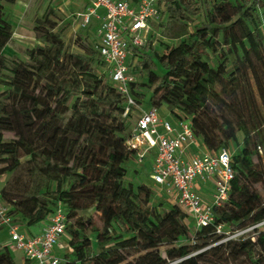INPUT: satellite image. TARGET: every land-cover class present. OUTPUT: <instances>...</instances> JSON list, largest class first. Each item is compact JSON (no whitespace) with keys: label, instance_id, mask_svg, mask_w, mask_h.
Wrapping results in <instances>:
<instances>
[{"label":"trees","instance_id":"1","mask_svg":"<svg viewBox=\"0 0 264 264\" xmlns=\"http://www.w3.org/2000/svg\"><path fill=\"white\" fill-rule=\"evenodd\" d=\"M262 6L264 0H158L159 20L145 43L133 48L130 71L136 80L130 90L138 105H165L188 119L210 152L235 146L229 152L234 176L228 198L213 208L214 223L200 228L175 202L161 211L151 206L152 186L125 184L126 163L135 157L125 145L133 121L131 114L123 116L124 99L109 79L97 43L82 52L67 50L63 28L47 7L34 23L41 43L25 50V60L5 56L12 26L0 9V177L10 174L0 203L12 222L21 219L18 227L25 231L60 204L62 244L68 249L59 253L61 264H204V255L219 246L193 252L209 239H226L220 246L235 261L264 264V232L254 240L225 236L232 226L244 229L264 221V171L256 163L264 155ZM198 14L203 21L190 30ZM166 38L178 43L169 46ZM160 44L164 52L157 50ZM157 63L162 73L155 70ZM89 208L93 213L82 220L78 212ZM214 224L222 225L221 234ZM87 230L96 240L92 255ZM0 264L18 263L1 249Z\"/></svg>","mask_w":264,"mask_h":264},{"label":"built area","instance_id":"2","mask_svg":"<svg viewBox=\"0 0 264 264\" xmlns=\"http://www.w3.org/2000/svg\"><path fill=\"white\" fill-rule=\"evenodd\" d=\"M87 2L86 12L82 14L83 24L89 22L97 9L103 10L97 51L110 81L124 99L123 116L131 114L132 117L134 111H138L125 145L134 152L138 161L146 160L153 152L150 178L156 186L169 193L196 228L213 224V208L227 200L234 176L229 152L226 149L210 152L204 145V150L198 151L201 141L194 136L188 119L176 116L171 120L162 118L158 108L145 110L131 95L130 85L136 80L130 71L133 48L145 43L152 24L159 20L158 0ZM205 180L212 183L209 201L202 198L195 186L196 182ZM7 211L8 207L0 203V225L8 228L11 246L21 251L29 264L62 263L56 251V245L63 241L65 229V214L60 204L47 218L41 233L32 236L20 230ZM214 228L218 234L223 232L221 224H214Z\"/></svg>","mask_w":264,"mask_h":264},{"label":"rangeland","instance_id":"3","mask_svg":"<svg viewBox=\"0 0 264 264\" xmlns=\"http://www.w3.org/2000/svg\"><path fill=\"white\" fill-rule=\"evenodd\" d=\"M81 1V0H80ZM129 1V0H127ZM211 0H204L206 2ZM234 1V0H232ZM47 7H51L54 9L56 14V21L59 26L63 28V41L65 43V47L67 50L71 52H82V47L90 46L91 43L95 44L99 41L98 36V27L99 24H95V22H91V19L87 24H83V18L80 15H77L76 12L82 10L81 4L78 0H17L15 3H7L4 1H0V9L7 17L12 26V36L6 46L2 49V54L5 56H15L21 59H26L25 50L27 48H32L37 44H40L41 41L36 36L34 30L35 19L40 18L44 13ZM261 16L264 18V6L261 8ZM203 21V15L198 14L192 17L191 22L189 24V29L193 30L196 25H199ZM166 23V22H164ZM168 23H166L167 26ZM165 26V25H164ZM166 43L169 46H174L178 43V41H174L166 38ZM159 52H164V45H159L157 47ZM214 61H210V64H213ZM132 65V62H131ZM95 67V66H94ZM96 69V67H95ZM155 70L158 73H162V67L157 63ZM4 89V86L0 84V92ZM142 91L146 92V97L149 95L147 92V88H142ZM74 98H72L69 102L71 104ZM142 108H148L146 102L141 104ZM159 114L164 113V109L161 108L158 110ZM138 111L135 110L132 114L131 120L137 117ZM69 113L67 114V117ZM67 119V118H66ZM65 132L68 131L67 126L64 127ZM11 136L10 133L6 134V138ZM229 152L232 154L235 152L234 144H231L229 147ZM258 167L264 171V155L260 153V158L256 160ZM151 164L146 162L145 160L138 161L137 158H132L126 163V176H125V184L131 183L133 185H137L140 183H145L153 186L155 192L150 202V205L153 206L157 211H161L162 209H168L173 204V199L169 195V193L159 186H156L152 179L150 178ZM10 178L9 173H5L0 177V191L5 182ZM262 181H264V173H262ZM54 183H51L49 188L53 189ZM258 189H261L260 184L257 185ZM79 216L82 220L88 218L93 213L92 208L87 210H81L78 212ZM188 221L191 223L190 219ZM17 226L23 227V222L21 219H17ZM15 224V225H16ZM79 223H76L78 225ZM83 226H88V223L83 224ZM238 226H232L227 229L226 237L230 238H239L243 239L250 238L251 240L256 239L260 233L264 232V221L247 226L244 229H237ZM104 230L111 231L112 234H116L119 232L114 225H103ZM244 230L239 235L233 236L236 232ZM87 235L91 240V246L88 249L89 255L94 254L97 251L96 248V240L94 238V233L87 230ZM226 240V239H225ZM225 240L211 241L209 239L199 250H195L193 254L199 253L202 251L208 250L210 247L219 246L218 249L211 253H206L204 255V264H221L222 261H227L229 264H248L246 260H234L229 254L228 249L226 250L223 246H220L222 242ZM62 244V243H61ZM63 250H60V245L56 246V251L60 254L64 252H68L66 245H62ZM261 247L256 248V253L259 254ZM6 249L10 254L17 260L19 258V253H16V249L11 246L10 236L7 227H3L0 230V250ZM19 263V262H18ZM170 264V263H168Z\"/></svg>","mask_w":264,"mask_h":264},{"label":"crops","instance_id":"4","mask_svg":"<svg viewBox=\"0 0 264 264\" xmlns=\"http://www.w3.org/2000/svg\"><path fill=\"white\" fill-rule=\"evenodd\" d=\"M78 2L81 4L82 10L79 11V12H76V14L80 15L82 17V14L84 12H86V6H87L88 2H87V0H81V1L78 0ZM135 2H136V0L133 1L132 3H135ZM102 14H103V10L101 8L97 9L96 13L90 17L91 22H95V24H99L100 21H101ZM161 108L164 109V113H160L159 114L160 117L165 118V119H169V120L174 118V115L168 110V108L165 105H162L159 109H161ZM144 109L146 110L148 108H144ZM197 149H198V151H203L204 150V146H203V144L201 142H200V144L198 143ZM152 158H153V152L150 153L149 156H147L145 161L151 164ZM195 186H196L198 192L200 193V195L202 196V198L205 201H209L211 199V194H212V190L213 189H212V183L209 180L198 181V182H196ZM46 223H47V219L44 220V221H41V222H39V223H37V224H35L33 226H30L29 228H27V230H25V233L27 235H30V236L37 235V234L41 233V231L46 226ZM59 245H60V250L59 251L63 250V248H62L63 244H59ZM56 246H58V245H56ZM16 253H19V258H18V262L19 263L17 262V260L15 258L14 259L16 260V262L18 264H23L25 261L28 262V264H29V261L24 258V256H23L21 251L17 250Z\"/></svg>","mask_w":264,"mask_h":264}]
</instances>
